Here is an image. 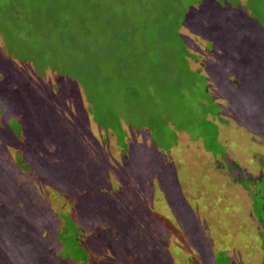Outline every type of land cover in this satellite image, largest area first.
Here are the masks:
<instances>
[{"label": "rangeland", "instance_id": "1", "mask_svg": "<svg viewBox=\"0 0 264 264\" xmlns=\"http://www.w3.org/2000/svg\"><path fill=\"white\" fill-rule=\"evenodd\" d=\"M57 1L0 0V264H264V0Z\"/></svg>", "mask_w": 264, "mask_h": 264}, {"label": "flooded vegetation", "instance_id": "2", "mask_svg": "<svg viewBox=\"0 0 264 264\" xmlns=\"http://www.w3.org/2000/svg\"><path fill=\"white\" fill-rule=\"evenodd\" d=\"M206 76L207 75H205V77ZM222 149L223 151L221 153L215 152L214 154H211L210 151L207 150L212 156V168H223L225 171H222L223 176H225V173H227L228 178H231L233 182L242 185L248 192L252 190V193H250V195L259 193L260 198L264 199V190L263 188L261 189V186L264 184V157H262V160L258 159L257 162L260 163V166H258L259 170L256 174H253V171H248V169H246V166L241 165V163L237 162V160L233 158V152H230L229 146L226 142L224 143V148L222 147ZM259 185L261 186L259 187ZM251 204V213L249 214L248 209H246L245 212L249 218V222L251 224H256V233H258L259 239H261L262 252L264 253V220L262 219L261 215L253 216V208L256 203L253 200Z\"/></svg>", "mask_w": 264, "mask_h": 264}, {"label": "trees", "instance_id": "3", "mask_svg": "<svg viewBox=\"0 0 264 264\" xmlns=\"http://www.w3.org/2000/svg\"><path fill=\"white\" fill-rule=\"evenodd\" d=\"M63 1V0H62ZM65 1V0H64ZM59 2H61V1H57V0H47V2L45 3V5H42L41 7H39L37 10L38 11H42L43 12V14L46 16V18L49 20L50 18H52V17H57V16H59V14H62V12H60V11H56L54 8H53V5L54 4H56V3H59ZM12 5V4H11ZM31 15V14H30ZM25 16H28V13H26L25 14ZM24 16V17H25ZM33 20V19H32ZM30 21V23H32L33 25H36V23L35 22H33V21ZM15 21V20H14ZM14 21H13V24H14ZM44 21V20H43ZM28 25H29V23L28 22H26ZM31 25V24H30ZM29 25V26H30ZM32 26V25H31ZM33 27V26H32ZM11 27L9 26L8 27V29H10ZM2 38H3V40H5L6 41V45H5V50L6 51H8V54H9V56L10 57H12V58H15V56H14V53L15 52H13L14 51V46H15V44H18V43H16V42H14V41H8V39L7 38H5V37H3L2 36ZM9 48V49H8ZM89 50H91L94 54H96L95 55V57L94 56H92L91 58H92V60H93V65H95L96 63H97V61H99V62H101V59H100V51H101V47H100V45L97 43V42H94L93 44H91L90 45V48H88ZM187 52V51H186ZM7 54V53H6ZM187 54H188V52H187ZM103 57V56H102ZM89 58H86L85 57V60H86V62L84 63V67L86 68L87 67V61H89L88 60ZM92 65V70L95 68V66H93ZM101 65V63L98 65V66H100ZM97 67V66H96ZM97 69H98V67H97ZM91 77V75L89 74V78ZM89 78H88V80L87 81H85V78H81L83 81L81 82L80 80V83H81V85L84 87V89L86 90L85 92H87V96H88V98H92V100H96L98 97V93L97 92H99L98 90L102 87L101 86V84L98 82V80L96 79V78H94V81L93 80H89ZM120 80H124V81H126V85H129V84H131V82H130V78L129 77H125V76H123V74H120ZM132 82H134V81H132ZM88 83V84H87ZM86 95V94H85ZM147 211H149L150 212V209L149 210H147ZM158 218V217H157ZM167 251L165 250L164 251V255H162V257L165 259L166 257H168V258H170L171 257V255H169L168 253H166Z\"/></svg>", "mask_w": 264, "mask_h": 264}, {"label": "crops", "instance_id": "4", "mask_svg": "<svg viewBox=\"0 0 264 264\" xmlns=\"http://www.w3.org/2000/svg\"><path fill=\"white\" fill-rule=\"evenodd\" d=\"M186 51L188 52V49L186 48ZM188 54H189V52H188ZM187 56V55H186ZM189 57V56H188ZM189 58H191V57H189ZM194 70V69H193Z\"/></svg>", "mask_w": 264, "mask_h": 264}]
</instances>
